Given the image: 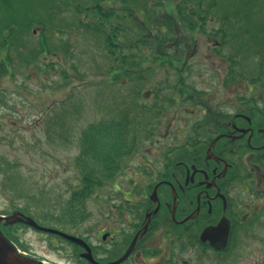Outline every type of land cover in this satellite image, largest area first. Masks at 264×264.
Masks as SVG:
<instances>
[{
  "label": "rangeland",
  "instance_id": "1",
  "mask_svg": "<svg viewBox=\"0 0 264 264\" xmlns=\"http://www.w3.org/2000/svg\"><path fill=\"white\" fill-rule=\"evenodd\" d=\"M245 2L220 0L222 13L217 9V20L208 25V32L218 29L221 14L229 17L230 22L223 23L226 32H235L227 34L221 45L215 37L200 38L185 68H176V62L153 64L137 78L131 76L132 81L122 73L117 80L104 73L108 56L98 34L76 28L69 35H51L48 51L40 59L30 53L39 39V28L26 36L24 47L11 39L6 52L11 68L0 73V215L20 212L41 226L85 239L92 246L107 244L98 233L120 226L109 225L116 223L109 212L119 211V198H148L152 187L169 180L174 169L191 167L199 151V136L208 128L203 125L199 131L198 122L208 123L213 103L228 98V92L221 93V85L231 82L233 68L238 76L244 74L237 83H264V0ZM171 11L169 3L155 8L157 15ZM71 12L72 8L65 9L59 18L71 22ZM247 24L254 29L250 37L242 36ZM242 41L249 42L251 51L236 57ZM0 53V58L5 57L4 51ZM101 122L122 125L120 144L125 154L116 161L110 177L84 193L83 172L76 162L81 132ZM157 186L158 195L167 196L165 186ZM80 191L84 220L76 225L59 223L56 218L61 217L65 201ZM0 231L20 253L35 261L85 264L78 259L81 248L56 235L22 223L8 226L5 221ZM95 253L102 256L100 250Z\"/></svg>",
  "mask_w": 264,
  "mask_h": 264
},
{
  "label": "flooded vegetation",
  "instance_id": "2",
  "mask_svg": "<svg viewBox=\"0 0 264 264\" xmlns=\"http://www.w3.org/2000/svg\"><path fill=\"white\" fill-rule=\"evenodd\" d=\"M231 73L221 85L228 98L213 103L208 123L198 122L199 131L208 128L195 161L158 183L167 196L158 195V184L148 198L124 195L119 211L109 212L117 219L109 225L120 226L98 233L107 244L82 239L95 262L264 264V83H237L244 74ZM79 247L78 259L92 264Z\"/></svg>",
  "mask_w": 264,
  "mask_h": 264
},
{
  "label": "trees",
  "instance_id": "3",
  "mask_svg": "<svg viewBox=\"0 0 264 264\" xmlns=\"http://www.w3.org/2000/svg\"><path fill=\"white\" fill-rule=\"evenodd\" d=\"M166 3L171 5L172 11L157 15L155 8H162ZM219 3L220 0H0V52H5V57L0 58V73L11 68L10 58L6 56L13 44L11 39L24 47V39L32 36L35 28L40 30L39 39L30 53L39 59L48 51L47 40L51 35H69L76 28L100 35L108 56L102 69L115 80L121 73L128 78H137L145 67L153 64L168 66L176 62V68H185L196 53L200 38L215 37L221 45L227 34L235 35V32L225 30L227 26L224 25L230 22L225 14L220 15L218 29L208 32V25L213 26L217 20ZM70 8L71 22L63 16L59 18L63 10ZM252 29L245 25L242 36L250 37ZM248 46L249 42L239 43L234 56L250 53ZM261 47L264 53V39ZM121 126L115 122H101L91 124L81 132L76 162L83 172L81 190L84 193L98 186L103 177H110L116 169V161L125 154L120 144ZM82 191L71 193L65 201L61 217L56 218L59 223L76 225L84 220Z\"/></svg>",
  "mask_w": 264,
  "mask_h": 264
},
{
  "label": "water",
  "instance_id": "4",
  "mask_svg": "<svg viewBox=\"0 0 264 264\" xmlns=\"http://www.w3.org/2000/svg\"><path fill=\"white\" fill-rule=\"evenodd\" d=\"M2 221H5L6 224H13L19 222L29 226L30 228H33L36 231L58 235L69 242L81 246L85 250V253H83L82 256L90 263L101 264L93 260L91 254L89 253V248L87 247L85 242L76 236L66 234L64 232H61L53 228L40 226L33 219H31L28 216L22 215L20 212H15L10 217L0 215V223ZM0 264H44V263L41 261H35L29 257L24 256V254L20 253L19 250L8 239H6L0 231Z\"/></svg>",
  "mask_w": 264,
  "mask_h": 264
}]
</instances>
